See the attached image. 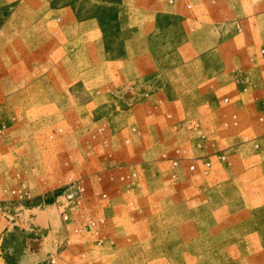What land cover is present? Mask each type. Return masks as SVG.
<instances>
[{"label": "rangeland", "instance_id": "374dc122", "mask_svg": "<svg viewBox=\"0 0 264 264\" xmlns=\"http://www.w3.org/2000/svg\"><path fill=\"white\" fill-rule=\"evenodd\" d=\"M100 1L0 0V26L71 23L64 7H73L74 22L94 15L116 53L123 20ZM139 2L160 9L141 19L153 27L144 40L160 62L153 79L163 87L184 57L190 81L153 91L144 79L137 94L132 81L103 77L95 46L94 65L79 51L75 78L61 82L59 111L34 110V81L25 92L33 111L9 104L22 95L0 96V264H264V0ZM28 3L36 13L9 17ZM54 67L69 69L35 70ZM72 181L84 187V211L104 218L96 229H64ZM141 221L152 241L135 240L148 233Z\"/></svg>", "mask_w": 264, "mask_h": 264}, {"label": "crops", "instance_id": "0c3cea01", "mask_svg": "<svg viewBox=\"0 0 264 264\" xmlns=\"http://www.w3.org/2000/svg\"><path fill=\"white\" fill-rule=\"evenodd\" d=\"M139 1L140 0H101L99 2V4L101 3L106 8H114L115 15L121 17V20H123L120 30H122L125 35L119 40V47L116 53L109 48L107 41H105L106 39H104V28L93 23L94 15L87 16V18L80 23L74 22V17L77 16V10L73 7H64L65 11L73 16V19L71 18L73 21L67 24L55 26L54 24L29 23L26 22L28 19L26 18L25 22L19 23L15 20H9V22L1 25L0 65L5 67L0 68V96H4L3 94H5L8 97L10 93H12V95H22L20 97L23 98L19 100L18 103L20 105L17 104V101H13V99L9 104H12V107L27 106V108H22H25V110L28 111H33L32 108H34V106L28 98L30 93L25 92L30 86V84L27 85L28 81H34L31 87L36 86L37 88L35 90L39 89L34 95L35 98L41 101L36 105L37 107L34 110L59 111L61 109V104L56 98L57 95H61L62 89L58 91L61 87V82L64 78H75L73 72H75L76 66L79 63V51L80 53H85L84 62L88 66L94 65L96 62L93 53L95 46L100 47L102 62L97 61L96 64H101V67H103V77L105 79L117 78L118 82L120 81L121 84H126V81H132L136 83L133 91L137 94H140L143 90V84H141V81L144 79H148L145 83L150 81V85H144V87H150V90L152 89L153 91H161L166 88L172 90L175 88V80L181 81L182 89L186 88L185 84L190 81L191 77L184 72V67L191 62L184 57L181 59V63L178 61L175 66L173 65L167 71L169 72V78L164 80L165 84L163 87H160L159 82H156L153 79L159 76L158 67L160 62L149 52L147 42H144V40H147L149 32L153 27L150 29V26H147L145 29L144 27L142 29L141 19L143 16L145 17V15L150 13L157 14L160 9L155 6H153V8L149 7L143 9L142 4H139ZM29 5L30 4L28 3L13 8L9 17H12L14 14L28 17L34 12L36 13V9ZM39 11L40 10L38 9V12ZM144 32L148 33L145 35V38L142 36V33ZM187 46L188 43L184 42L179 46L178 50L184 49ZM80 55L84 57L83 54ZM173 61L174 60L170 62L172 63ZM50 62H53L56 65L58 64V66L67 64L69 65V69L64 72H55V67L54 71L40 72V70H35V68L41 67V65ZM149 71H152L153 73H150ZM176 73L177 77H174ZM66 75L69 77H66ZM205 76H198L200 82L208 80L216 83L218 80L217 76L213 78ZM222 76L223 75L220 74L219 78L223 79ZM74 82H77V80ZM48 85H51L50 92L42 94L40 88L42 89ZM204 89H206V86ZM56 91L58 92L56 93ZM70 96L72 97V93H70ZM51 97L53 102H50L49 100ZM70 106H72V104H70ZM142 223L144 222H139L137 226L141 229H146V232L148 233L142 235L137 234L135 240L140 243L145 242L146 240L152 241L153 237L149 238L151 235L149 232L153 226L147 223ZM172 251L171 248L164 250L156 249V251H151L149 254H172ZM176 252L186 254L189 250L182 249L181 251ZM131 253L134 255L143 254L140 249H133Z\"/></svg>", "mask_w": 264, "mask_h": 264}, {"label": "built area", "instance_id": "2783aa9c", "mask_svg": "<svg viewBox=\"0 0 264 264\" xmlns=\"http://www.w3.org/2000/svg\"><path fill=\"white\" fill-rule=\"evenodd\" d=\"M174 164L176 163L174 162ZM189 168L193 169V166L191 165ZM132 175L135 176V173ZM117 177L121 180L126 178L124 175H117ZM72 183L73 185L64 193V200L60 205L59 216L64 229L76 233L82 230V226L89 229H96L98 223L104 222V218L92 217L84 211V187L80 184H76V181H72L71 184ZM10 192L15 194L14 189H11ZM102 197L104 198L106 195L103 194ZM51 263H54V259H51Z\"/></svg>", "mask_w": 264, "mask_h": 264}]
</instances>
